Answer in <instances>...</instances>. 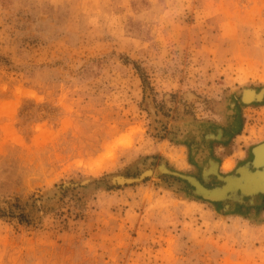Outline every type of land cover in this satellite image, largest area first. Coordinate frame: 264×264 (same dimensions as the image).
Listing matches in <instances>:
<instances>
[{
	"label": "rangeland",
	"instance_id": "obj_1",
	"mask_svg": "<svg viewBox=\"0 0 264 264\" xmlns=\"http://www.w3.org/2000/svg\"><path fill=\"white\" fill-rule=\"evenodd\" d=\"M262 85L264 0H0V264H264V207L223 215L166 175L102 180L197 174L185 142L230 131L229 100ZM241 120L212 145L223 173L264 142V105Z\"/></svg>",
	"mask_w": 264,
	"mask_h": 264
},
{
	"label": "water",
	"instance_id": "obj_2",
	"mask_svg": "<svg viewBox=\"0 0 264 264\" xmlns=\"http://www.w3.org/2000/svg\"><path fill=\"white\" fill-rule=\"evenodd\" d=\"M251 105H264V85L246 86L236 93L228 102V114L234 117L231 130L227 131L216 126L210 128L202 126L204 133L199 140L203 141L207 149L198 148L185 142L190 148V154L199 150L200 157L206 160V153L212 152L211 148L214 143L219 142L218 140H223L221 142L224 143L228 142L235 134L239 133H236V130L241 128V108ZM192 164L195 165L197 174L183 173L168 166L170 174H167L161 169L162 163L157 170L150 164L140 166V174L136 177L110 175L102 180L109 187L115 188L138 185L150 178L166 175L180 181L185 186L188 197L213 204L216 210L223 215L248 213L251 209L260 210L264 207V142L253 146L247 159L227 173L221 172L220 166H204L203 162L198 161L192 162ZM96 181L97 179L90 178L83 181L66 182L46 191L39 199L28 201L23 208L14 212L20 213L24 208L50 206L60 200L67 191L81 192Z\"/></svg>",
	"mask_w": 264,
	"mask_h": 264
},
{
	"label": "bare ground",
	"instance_id": "obj_3",
	"mask_svg": "<svg viewBox=\"0 0 264 264\" xmlns=\"http://www.w3.org/2000/svg\"><path fill=\"white\" fill-rule=\"evenodd\" d=\"M241 128L239 127L238 130H236V133L240 132ZM219 142L223 141V140H218ZM204 147L206 148V145H204ZM207 149V148H206ZM197 155H192V158H194L197 161H201L202 158H198L196 157ZM199 159V160H198ZM204 166H221V161L217 158L214 157V155H212V153L210 152V156L207 157L206 160H204L203 162ZM167 164L166 162L163 163V165L161 166V169H163L167 174H170L167 168ZM224 169L226 170H231L234 166H233V162H227L226 164H224Z\"/></svg>",
	"mask_w": 264,
	"mask_h": 264
}]
</instances>
